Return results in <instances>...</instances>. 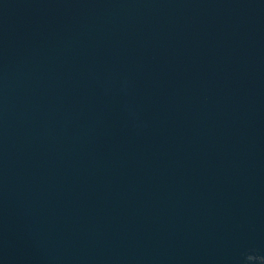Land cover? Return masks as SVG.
<instances>
[{"label":"water","instance_id":"water-1","mask_svg":"<svg viewBox=\"0 0 264 264\" xmlns=\"http://www.w3.org/2000/svg\"><path fill=\"white\" fill-rule=\"evenodd\" d=\"M249 255L264 0H0V264Z\"/></svg>","mask_w":264,"mask_h":264},{"label":"clouds","instance_id":"clouds-1","mask_svg":"<svg viewBox=\"0 0 264 264\" xmlns=\"http://www.w3.org/2000/svg\"><path fill=\"white\" fill-rule=\"evenodd\" d=\"M249 258H252V259L250 260ZM245 259H246V262H249V264H250L251 261H253V260H259L260 258L249 255V256H246Z\"/></svg>","mask_w":264,"mask_h":264}]
</instances>
